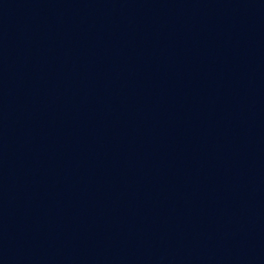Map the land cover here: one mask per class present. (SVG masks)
<instances>
[{
    "label": "water",
    "instance_id": "water-1",
    "mask_svg": "<svg viewBox=\"0 0 264 264\" xmlns=\"http://www.w3.org/2000/svg\"><path fill=\"white\" fill-rule=\"evenodd\" d=\"M0 264H264V0H0Z\"/></svg>",
    "mask_w": 264,
    "mask_h": 264
}]
</instances>
